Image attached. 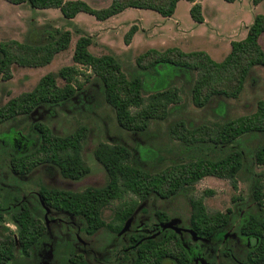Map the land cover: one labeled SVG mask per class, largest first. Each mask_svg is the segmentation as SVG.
<instances>
[{"label": "trees", "instance_id": "1", "mask_svg": "<svg viewBox=\"0 0 264 264\" xmlns=\"http://www.w3.org/2000/svg\"><path fill=\"white\" fill-rule=\"evenodd\" d=\"M4 1L13 5L28 2L33 8L40 10L57 9L68 21L83 13L99 22L109 20L130 8L149 10L164 18H171L178 3L188 1L193 4L190 9L192 20L197 24L205 22L202 6L197 0H112L110 6L104 9H93L83 1ZM224 1L235 3L237 0ZM263 2L264 0H253L255 6ZM137 32L136 26L128 31L124 37L126 45L131 44ZM263 34L264 15L259 14L248 28L246 38L231 42L230 53L222 61H215L204 51L186 53L179 48L165 51L150 49L137 58L140 73L133 78L127 77L115 57L94 56L89 50L92 39L81 37L75 45L74 65L45 75L33 91L10 99L3 106L0 104V125L20 116L30 115L40 106H54L71 100L83 88L78 78L86 77L88 81L92 75L101 84V93L105 102L114 110L118 125L131 133H144L152 122L168 119L171 108L181 103V90L171 85L176 76L193 78L191 98L198 108L209 106L216 98L237 99L254 68L264 67V49L260 42ZM71 40L70 31L54 29L41 44L1 42L0 78L11 79L13 65L24 68L49 65L56 55L68 50ZM79 66L90 73L83 72ZM58 78L65 81L63 87L59 86ZM148 86L154 91L145 97ZM225 110L224 105L218 107L219 114L225 113ZM35 130L40 136L38 148L31 154L15 156L11 163L14 171L26 176L40 166L52 165L63 178L73 181L81 180L89 174L90 169L83 159L87 128L80 127L64 137L54 135L45 124H37ZM170 132L186 146L200 145L210 150L220 149L223 155L217 159L200 158L175 164L159 173H150L134 164L132 152L127 147L100 143L94 150V156L107 174L106 186L91 187L81 192L41 187V202L48 208L82 219L85 223L83 230L89 236L103 229L119 234L134 215L139 202H146L153 196L169 200L194 188L207 177L227 180L234 190H238V176L245 166V153L235 145L244 138L260 140L253 156L257 166H264V101H259L256 111L249 115L193 128L181 121ZM253 199L258 209L264 211V185L260 179L255 182ZM116 200L121 203L114 210L112 220L106 222L103 212ZM189 203L190 224L196 235L211 237L218 230L227 228L229 212H208L204 197L191 196ZM42 213L41 206L39 209L30 208L24 203L10 209V220L16 227V232L10 233L6 227H2L0 264H15L18 252L23 259L30 260L27 264H37L32 260H39L47 239ZM156 218L161 225L172 221L164 212H157ZM0 222H4V217L0 216ZM156 231L159 232V229ZM5 232L10 234L5 236ZM240 232L251 242L248 259L264 262V219L249 216L242 223ZM164 233L166 232L156 238H146L141 244L140 236L132 235L129 239L134 255L132 264H164L167 260L175 264H190L179 237L171 231L165 236ZM64 253L65 264H89L84 256L72 253L69 246Z\"/></svg>", "mask_w": 264, "mask_h": 264}, {"label": "rangeland", "instance_id": "2", "mask_svg": "<svg viewBox=\"0 0 264 264\" xmlns=\"http://www.w3.org/2000/svg\"><path fill=\"white\" fill-rule=\"evenodd\" d=\"M66 1H83L93 9L107 8L112 2ZM200 2L204 7L203 16L207 24H197L192 20L191 4L188 1L180 2L171 18H164L149 10L133 9L102 24L88 14H80L68 21L56 9L40 10L33 8L28 2L13 5L0 0V43L17 41L41 44L54 29L70 31L72 34L68 50L56 55L49 65L40 68L13 65L11 79L0 78V104L3 106L10 99L33 91L45 75L74 65L73 53L81 37L92 39L89 50L94 56L115 57L127 77L133 78L140 73L137 58L150 49L165 51L179 48L186 53L204 51L215 61H222L230 53L231 42L242 40L254 17L264 15V2L258 6L253 4V0L235 3L224 0ZM133 26L137 27L138 35L135 41L132 40V46L126 45L124 37ZM261 45L264 49V36L261 38ZM79 68L90 73L82 66ZM78 79L83 88L71 100L54 106H40L30 115L20 116L0 125V216L4 217V222H0L1 232L2 227H6L10 233L16 232L9 216L14 205L24 203L36 209L41 206V217L45 219V209L39 198L41 187L81 192L91 187L106 186L107 174L94 156V150L100 143L127 147L132 152L134 164L150 173H159L171 165L200 158L217 159L223 155L220 149L210 150L200 145L186 146L171 135V128L181 121L193 128L249 115L256 111L259 101H264V67L254 68L237 99L216 98L205 108H198L192 102L193 78L176 76L171 85L181 90V103L171 108L168 119L152 122L144 133H131L118 125L114 110L104 100L99 81L92 75L89 82L86 77ZM57 82L61 87L65 85V81L60 78ZM146 91L144 95L148 97L154 89L148 86ZM223 105L225 113L219 114L218 107ZM37 124H45L59 137L68 136L80 127L87 128L83 159L90 172L86 177L78 181L65 179L52 165L40 166L25 177L12 173V156L28 155L38 148L40 136L35 130ZM259 142L258 138L248 137L235 145L245 153V166L238 176V190H234L227 180L207 177L194 188L169 200L153 196L146 202H139V207L127 221V227L125 224L126 229L122 234H112L103 229L89 236L83 230L85 223L82 219L59 215L61 222L58 225H48L46 243L50 244L48 248L52 250L46 255L43 252L39 260H32L33 263L42 264L45 260L46 264H65L63 256L65 257L64 252L69 246L72 253L81 254L89 264H132L134 256L125 257L124 254L130 237L137 234L152 236V227L158 221L157 212L166 213L176 227L189 229V200L194 196L204 197L208 212H229L230 218L227 228L216 232L210 239L194 240L181 236L182 246L187 251L191 264H250L247 260L248 243L241 237L240 228L249 216L264 219V211L258 209L253 199L256 180H262L264 185V166H257L253 156ZM205 192L211 194L206 195ZM130 198L131 196L127 199ZM120 203L121 201L116 200L104 210L106 222L112 220L114 210ZM52 215L56 217V214ZM9 232H5V236ZM229 251L231 254L227 253ZM29 262L30 260L23 259L17 253L15 264ZM164 264L173 263L167 260Z\"/></svg>", "mask_w": 264, "mask_h": 264}, {"label": "flooded vegetation", "instance_id": "3", "mask_svg": "<svg viewBox=\"0 0 264 264\" xmlns=\"http://www.w3.org/2000/svg\"><path fill=\"white\" fill-rule=\"evenodd\" d=\"M16 157L15 156H12V158H11V161H10V168H11V171H12V173L14 174V175H18V176H21V177H25V176H22V175H20V174H18L16 171H14L13 169V166H12V161L15 159ZM27 176V175H26ZM39 198H40V195H39ZM41 199V198H40ZM42 203V202H41ZM42 205V204H41ZM15 206L16 205H14L13 207L15 208ZM43 206V205H42ZM52 213H54V214H56V217H55V215H52ZM59 215H66L65 213H63V212H60V211H57V210H53V209H51V208H49V213L47 214V217H46V211H45V226H46V228H47V230H48V225L49 224H57L58 222L60 223L61 222V220L58 218V216ZM67 216H69V215H67ZM70 217H72V216H70ZM72 218H74V217H72ZM58 225V224H57ZM191 225V224H190ZM152 229H153V233H152V236L150 235L149 237H145V236H143V235H139V234H137L138 236H140V238H141V242L139 243V244H141L146 238H151V237H154V238H156V237H158V236H160L161 234H162V232H174L178 237H179V239H180V242H181V236H188V237H191V238H193L194 240L195 239H197V240H207V239H210V238H212L213 237V235L211 236V237H201V236H198V235H196V236H193L192 234H191V232L190 231H192V227L190 226V228L188 229V228H180L181 229V233L180 234H178V233H176L174 230H171V229H168V230H162L161 229V224H160V222H158L157 221V223H155L154 224V226L152 227ZM157 229H159V232H157L156 230ZM225 229V228H224ZM161 230V231H160ZM221 230H223V229H221ZM221 230H218V231H221ZM217 231V232H218ZM157 233H159L158 235H157ZM155 235H157V236H155ZM240 235H241V237L243 238V239H246V238H244V236L242 235V233L240 232ZM183 236V237H184ZM247 240V246L250 248V245H251V242H250V240L249 239H246ZM182 244V243H181ZM48 246H50V244L49 243H45V250H44V253H45V255L46 254H49L50 253V250H52L51 248L49 249L48 248ZM131 247H132V245H130L129 244V242H128V244H127V246L125 247V249H124V254H125V257L126 256H130V255H133V249H131ZM184 248V247H183ZM185 249V248H184ZM186 251V250H185ZM186 253H187V251H186ZM228 254H231L230 253V251L229 252H227ZM81 255V254H80ZM187 255H188V253H187ZM134 256V255H133ZM189 257V256H188ZM134 260V259H133ZM133 260H132V262H133ZM247 260H248V262L250 263V264H261V263H264V262H253L252 260H249L248 259V253H247ZM189 261H190V264H191V260H190V258H189ZM173 264H175L174 262H172ZM42 264H46L45 263V260H44V262L42 263ZM48 264H50V263H48Z\"/></svg>", "mask_w": 264, "mask_h": 264}, {"label": "water", "instance_id": "4", "mask_svg": "<svg viewBox=\"0 0 264 264\" xmlns=\"http://www.w3.org/2000/svg\"><path fill=\"white\" fill-rule=\"evenodd\" d=\"M42 205H43V207H44V209H45V211H46V217H47V214L49 213V208L46 207V206L44 205L43 202H42ZM126 227H127V222H126ZM126 227L124 226V228L122 229V231H121L119 234H122V233L125 231ZM161 229H162V230H168V229H171V230H174V231H175L176 233H178V234L181 233V229L178 228V227H176V226L173 224L172 221H170V222L167 223V224H162V225H161ZM190 232H191V234H192L193 236H196V233H195V232H193V231H190ZM158 234H159V233H157V235H158ZM157 235H155V236H157ZM151 238H154V237H151Z\"/></svg>", "mask_w": 264, "mask_h": 264}, {"label": "crops", "instance_id": "5", "mask_svg": "<svg viewBox=\"0 0 264 264\" xmlns=\"http://www.w3.org/2000/svg\"><path fill=\"white\" fill-rule=\"evenodd\" d=\"M237 1H240V0H237ZM237 1H236V2H237ZM181 2H182V1H181ZM197 2H198L199 4H201L200 0H197ZM179 3H180V2H179ZM179 3H178V4H179ZM190 4H191V3H190ZM259 5H260V4H259ZM177 6H178V5H177ZM192 6H193V4H191V7H192ZM201 6H202V12H203L204 7H203L202 4H201ZM56 10H57V9H56ZM131 10H133V8L127 9V10H125L123 13H121V14H119V15H117V16H114V17L110 18L109 20H106V21L100 22V23H102V24L104 23V24H105V23L109 22V21L112 20V19L119 18V17L123 16V15L126 14L127 12H131ZM81 14H83V13H81ZM78 15H80V14H78ZM78 15H77V16H78ZM204 18H205V17H204ZM98 22H99V21H98ZM252 23H253V22H252ZM252 23H251V24H252ZM204 24H207V20H206V19H205ZM248 28H249V27H248ZM248 28L245 30V33H244V35H243V36H244L243 39H245L246 36H247ZM137 33H138V32H137ZM137 33H136V35L134 36L133 41H135V38H136L137 35H138ZM263 36H264V34L262 35V37H263ZM262 37H261V38H262ZM243 39H242V40H243ZM133 41H132V43H131L132 45H133ZM239 41H240V40H239ZM260 42H261V39H260ZM131 44H130V46H132Z\"/></svg>", "mask_w": 264, "mask_h": 264}]
</instances>
